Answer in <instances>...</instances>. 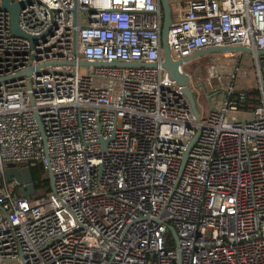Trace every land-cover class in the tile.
Here are the masks:
<instances>
[{
	"label": "built area",
	"instance_id": "2783aa9c",
	"mask_svg": "<svg viewBox=\"0 0 264 264\" xmlns=\"http://www.w3.org/2000/svg\"><path fill=\"white\" fill-rule=\"evenodd\" d=\"M14 1L33 38L0 0V264H264V0L170 6L174 60L252 51L254 87L225 74L198 121L159 0ZM38 162L54 190L15 195L6 166Z\"/></svg>",
	"mask_w": 264,
	"mask_h": 264
},
{
	"label": "water",
	"instance_id": "95a60500",
	"mask_svg": "<svg viewBox=\"0 0 264 264\" xmlns=\"http://www.w3.org/2000/svg\"><path fill=\"white\" fill-rule=\"evenodd\" d=\"M161 10L163 13V20L161 26V33H160V41H161V62L160 66L165 69L170 77L179 87L182 94L186 97L192 114L195 120L200 119V107L197 102V94L196 91L190 84L191 78L190 75L187 74L182 70L183 63L190 61L193 58L197 57H204L209 54H234V53H246L252 54V51L247 47L242 46H230V47H217V48H208L194 52L193 54L189 55L188 57H184L181 59L174 60L170 54L168 43H167V31L170 26L171 21V14H170V2L169 0H159ZM27 3L26 1H14L11 0H1V8L7 10L10 15V29L14 35L27 37L32 39L33 37L24 33L18 26L17 18L19 10ZM258 55H264V50H258ZM84 65H93V66H123V67H131V66H141L144 65L142 63H98V62H81ZM30 70L24 72V74L29 73ZM213 109V106H210V110ZM197 133L189 140L186 144V149L182 159V166L184 161L187 157V153L196 140ZM43 141L45 142V137L42 134ZM48 172V180L50 189L54 190L53 186V178L49 168H47ZM5 178L8 182H15L19 186H21V195L24 197L31 196L34 194V185L32 181V176L30 173L29 166L26 165H19L15 166L13 164H8L4 170ZM173 231V230H172Z\"/></svg>",
	"mask_w": 264,
	"mask_h": 264
},
{
	"label": "rangeland",
	"instance_id": "374dc122",
	"mask_svg": "<svg viewBox=\"0 0 264 264\" xmlns=\"http://www.w3.org/2000/svg\"><path fill=\"white\" fill-rule=\"evenodd\" d=\"M177 0H169L172 8ZM202 59L206 60V64L201 70L198 66L199 58L190 60L182 65V70L190 75L194 83L203 82L204 90L207 93H213L209 100L205 96L202 88L197 92V102L200 107L201 115H205L210 111V106L218 105V93L220 89H224L228 83L225 74H233L234 85L237 88H253L255 85L254 68L252 64V54L246 53H229L209 54ZM223 75L224 78L221 77ZM214 78L212 82L208 79ZM217 77V78H216ZM240 117V115H239ZM5 264H19L16 261L5 262Z\"/></svg>",
	"mask_w": 264,
	"mask_h": 264
},
{
	"label": "trees",
	"instance_id": "16d2710c",
	"mask_svg": "<svg viewBox=\"0 0 264 264\" xmlns=\"http://www.w3.org/2000/svg\"><path fill=\"white\" fill-rule=\"evenodd\" d=\"M29 168L35 191L38 192L42 190L44 192H48L50 189V185L47 178V169H45L44 166L39 162L30 164ZM13 193L15 195H21V191L16 186L13 189Z\"/></svg>",
	"mask_w": 264,
	"mask_h": 264
},
{
	"label": "flooded vegetation",
	"instance_id": "af4514ba",
	"mask_svg": "<svg viewBox=\"0 0 264 264\" xmlns=\"http://www.w3.org/2000/svg\"><path fill=\"white\" fill-rule=\"evenodd\" d=\"M197 58H199L198 66H199V68H200L201 70H203V67H204L205 64H206V60L202 59V57H197ZM195 59H196V58H193V59H191V60L193 61V60H195ZM190 78H191V77H190ZM216 78H217V77H216ZM213 80H214V78L211 76V78L208 79V82H212ZM190 84H191V86L193 87V89L196 91V94H197V92L200 90V88H202V90H203V92H205V96H206V98H207L208 100H209V97L213 94V93H207V92L204 90L205 85H204L203 82H201V83H194V82L192 81V78H191Z\"/></svg>",
	"mask_w": 264,
	"mask_h": 264
}]
</instances>
